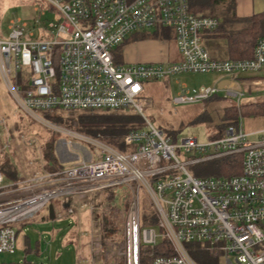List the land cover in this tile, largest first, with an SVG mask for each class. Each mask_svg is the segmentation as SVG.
<instances>
[{"label": "built area", "instance_id": "obj_1", "mask_svg": "<svg viewBox=\"0 0 264 264\" xmlns=\"http://www.w3.org/2000/svg\"><path fill=\"white\" fill-rule=\"evenodd\" d=\"M44 1L57 12L55 20L34 17L28 28L19 18L11 19L6 37L0 36V80L25 113L69 137L68 144L74 139L90 146L92 155L8 185L0 172V198L18 195L0 204V212L8 215L0 216V253L13 252L11 223L33 216L50 199L125 187L130 199L122 222L124 264H139L140 246L159 239L168 243L170 254L156 255L149 264H197L186 248L189 243H204L206 250L222 254L223 264H264V128L244 132L240 123H228L205 142L171 138L144 118L140 100L144 80L218 72L229 75L221 78L228 79L221 89L179 84L171 103L199 102L218 90L237 101L238 75L264 66V35L256 38L249 58L218 59L210 56L203 38L217 20L191 11L187 0ZM144 28L168 29L178 59L116 63L111 50ZM122 108L142 119L141 129L123 135L125 152L100 135L90 137L41 116L54 109ZM186 153L199 156L181 161ZM226 155L239 156L237 174L195 176L184 167ZM139 189L148 198L152 224H140Z\"/></svg>", "mask_w": 264, "mask_h": 264}, {"label": "rangeland", "instance_id": "obj_2", "mask_svg": "<svg viewBox=\"0 0 264 264\" xmlns=\"http://www.w3.org/2000/svg\"><path fill=\"white\" fill-rule=\"evenodd\" d=\"M35 7L37 10H34ZM57 16V12L44 0H0V36L6 37V27L11 19L19 18L30 28L34 17H38L42 22L55 20ZM155 30L153 28L140 29L139 33L142 35L134 34L115 46L111 50L114 61L116 63L157 62L162 64L170 62L169 55L173 49L172 40L168 37H162L158 33L159 31L156 30L155 32ZM36 36L37 31L33 29V37ZM223 45L224 40L217 38L212 48L222 49ZM262 73H264L263 70ZM227 76L229 75L218 72H185L158 79L144 80L142 82L143 90L140 94L142 115L152 126L163 133L166 130H171L177 137H195L199 142L217 137H213L211 134L215 132L216 124L221 120L222 110L226 106L235 107L236 114L230 115L232 117L230 122L234 125L240 123L244 132L264 128V112H250L244 106L247 103H264V84L242 85L239 83L238 92L240 95L237 101L235 97L224 96L223 90H218L215 93L216 97L212 96L199 102L174 105L170 101L179 84H185L188 88L196 89L201 86H212L219 79ZM121 111L133 116V123L136 126L134 128H142V124H140L142 119L133 110L122 108ZM58 114L63 117L66 116L61 111ZM52 137H55L54 152L63 166H69L80 158L88 159L89 155H92L90 146L74 139L68 144L66 140L69 137L51 131L38 119L25 113L13 101L0 80V163L4 162L7 169L17 176L23 168L29 167L33 154L39 153L42 144ZM121 145V148L115 149L125 152L128 147L124 146L123 143ZM197 156L199 155L186 153L180 155L179 159L186 161ZM217 166L214 161L184 164V167L195 176H212L214 175L213 169ZM0 172L2 173L1 170ZM126 195L128 207L130 193L125 187H109L76 194L78 203L82 207L77 213L69 208V222L71 224L67 232L64 233L70 234L71 228L79 232L78 242L75 240L76 246L71 244L68 239L64 241L66 238L64 234L62 240L59 237L58 239H51L49 230L52 223L36 222L38 217L44 214V209L37 211L29 218L12 222L11 227L15 233L14 249L12 253H0V264L21 263L23 261L25 264H82L81 260H84V264H101L106 256L120 257L122 240L116 236L112 240L106 239L103 246L100 244L99 225L101 219L98 213L109 200L119 204ZM17 196V194H10L0 198V204L4 202L2 200ZM68 197L61 198L66 201ZM138 200L140 219L146 221L151 218L152 212L148 198L141 189L138 191ZM124 215L122 219H124ZM73 220L75 221L74 224L72 223ZM122 222L123 220L121 226ZM57 224L54 223L53 225L56 226ZM118 234L122 237V228ZM193 244L189 245L190 247L186 246V248L197 264H223L222 254H215L208 250L206 252L203 249L204 243Z\"/></svg>", "mask_w": 264, "mask_h": 264}, {"label": "trees", "instance_id": "obj_3", "mask_svg": "<svg viewBox=\"0 0 264 264\" xmlns=\"http://www.w3.org/2000/svg\"><path fill=\"white\" fill-rule=\"evenodd\" d=\"M188 8L195 12L201 13L205 16L213 17L217 20L215 29L205 32L204 39H223L225 44V58L226 59H245L249 58L252 53V48L257 37L264 35V10L253 13L247 17H237L234 12V5L232 0H187ZM159 34L162 37H171L170 32L166 28H159ZM155 30V32H156ZM170 34V36H169ZM264 83V76H263ZM214 97H216L214 95ZM244 106L250 112H264V103H247ZM239 109V108H238ZM237 109V111H239ZM117 110H45L41 111V115L48 121H52L57 125L94 137L100 135V140L107 143L114 148H121L122 137L130 129L136 127L134 125L133 116L128 113ZM66 114L63 117L59 112ZM231 114H236L234 106H226L222 110V118L216 124L215 132L211 135L213 137L219 136L225 125L231 123ZM137 115V114H136ZM139 116V115H137ZM171 138L175 137V133L171 130H166L165 133ZM55 137L50 138L42 144L40 148V155L44 161L46 171H55L62 167L54 152ZM238 155H226L220 160L216 161L218 165L213 169L214 175H233L239 172ZM215 162V161H214ZM0 170L4 180L15 182L23 179V175L13 176L10 170L7 169L4 162L0 163ZM110 201V200H109ZM101 207L100 215L101 224L99 225L100 244L103 246L106 239H114L116 236L120 240L118 232L121 231V221L125 214L128 198L127 195L122 198L119 204L109 202ZM47 203L51 204L52 218L56 216L55 207L57 211H64L66 213L67 206L61 200L51 199ZM46 209V208H45ZM58 214V213H57ZM46 210V214L42 219H52ZM153 218L148 220H141L140 224H152ZM201 244V243H198ZM195 244V245H198ZM194 245L189 243L186 246ZM197 247V246H194ZM205 251L206 249L203 248ZM209 251V250H208ZM207 252V251H206ZM189 253V251H188ZM170 248L168 243L159 239L154 245H142L139 248V264H149L152 257L156 255H168ZM190 254V253H189ZM106 259L101 264H124L123 258L106 256ZM8 264V263H7ZM16 264V263H10Z\"/></svg>", "mask_w": 264, "mask_h": 264}, {"label": "crops", "instance_id": "obj_4", "mask_svg": "<svg viewBox=\"0 0 264 264\" xmlns=\"http://www.w3.org/2000/svg\"><path fill=\"white\" fill-rule=\"evenodd\" d=\"M232 1H233V5H234L235 15L237 17H240V18L247 17L253 13H258V12L264 10V0H232ZM134 34L138 35V33H132L125 40H127L130 36H132ZM139 35H142V34L139 33ZM170 39L172 40V43H173V49L170 52L171 54L169 55V60L175 61L178 59V54L176 52L172 36L170 37ZM215 41H217V39H209V40L204 39V44H205V46H207V44H208V46L206 48H207L211 57L218 58V59H224L225 58V44L223 45L222 49L212 48V45L215 44ZM262 70L264 72V66L260 70L255 71V72L240 73L238 75V80H237L236 85L239 87V83L242 85L264 84L263 83L264 73H262ZM64 167H66V166H63V164H62V167L60 169H62ZM44 171H46L45 167H44V161L41 158L40 150H39V153L33 154V158L31 159L29 167L23 168L21 173L17 174V176L23 175L24 178H27L33 174L41 173ZM11 174H13V176H15L13 172H11ZM3 183L8 185L12 182H10L9 180L8 181L4 180V177H3ZM12 195H14V194H12ZM57 200H61L62 203H64L67 206L66 213L64 211H61V212L57 211V209H56L57 207H55L54 209L56 212V216H54V218L51 217L52 219H42V217H44L46 214V210L48 211L47 205L49 203H46L40 209V210L44 209V214H42L40 217H38V220L36 222L37 223H45V222L52 223L51 229L49 230V237L51 239H58V237H59L62 240V238H64V235H65L66 238L64 239V241L65 240L67 241V239H68L71 244L76 246V243L78 242V239H79V232H77L74 228H71L72 231L70 234H68V233L64 234V233L67 232V230L71 224L69 222L70 215H69L68 209L72 208L74 213H77L79 210H81L80 208L82 206L80 207V205L78 203V196H76V194H74V195H70L68 197V199H66V201L62 198H60V199L57 198ZM54 223L55 224L58 223V224L56 226H54L53 225ZM72 223L74 224L75 221L73 220ZM75 240L77 242H75ZM81 262H82V264L85 263L84 260H81ZM12 263L25 264V261H23L21 263H17V262H12ZM8 264H10V263H8Z\"/></svg>", "mask_w": 264, "mask_h": 264}, {"label": "water", "instance_id": "obj_5", "mask_svg": "<svg viewBox=\"0 0 264 264\" xmlns=\"http://www.w3.org/2000/svg\"><path fill=\"white\" fill-rule=\"evenodd\" d=\"M227 83H228V79H226V78H224V79H220L219 81H217V83H216V87H217L218 89H221L222 86H223L224 84H227ZM47 208H48L49 216L52 217V208H51V204H48V205H47Z\"/></svg>", "mask_w": 264, "mask_h": 264}, {"label": "bare ground", "instance_id": "obj_6", "mask_svg": "<svg viewBox=\"0 0 264 264\" xmlns=\"http://www.w3.org/2000/svg\"><path fill=\"white\" fill-rule=\"evenodd\" d=\"M3 215H6V217L8 216V215L6 214V210L0 212V216H3Z\"/></svg>", "mask_w": 264, "mask_h": 264}]
</instances>
